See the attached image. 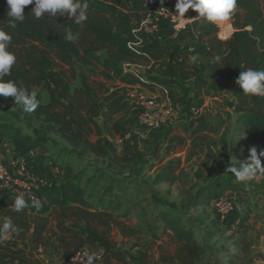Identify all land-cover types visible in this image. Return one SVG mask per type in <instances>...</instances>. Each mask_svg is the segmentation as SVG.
I'll use <instances>...</instances> for the list:
<instances>
[{"label":"trees","instance_id":"1","mask_svg":"<svg viewBox=\"0 0 264 264\" xmlns=\"http://www.w3.org/2000/svg\"><path fill=\"white\" fill-rule=\"evenodd\" d=\"M87 3L88 18L80 24L67 15L45 14L37 20L30 4L24 8L25 20L11 28L5 0H0V29L11 35L7 50L16 57L10 75L3 79L13 80L29 92L44 90L50 97L46 103L39 102L34 112L27 113L11 96H0V136L8 138L13 150L20 154L35 148L47 152L49 144H53L78 158L93 157L108 167L122 157L131 156L132 171L139 172L137 167L145 160L131 128L119 132L118 125L113 126L121 139L122 152L118 153L113 142L102 136L93 118L102 107L106 87L99 73L102 69L112 70L121 80L131 77L144 86L177 89V100L182 103L178 119L188 122L190 150L196 154L199 144L216 128L202 112L192 109V103L196 102L193 108L198 110L203 104L200 95L221 89L213 79L227 83L241 71L264 70L261 0H236L229 19L234 31L228 39L218 38L216 26L200 33L198 39L206 43L207 57L212 63L210 76L183 59L178 46L160 42L145 29L152 25V21L144 24L152 12L177 14L167 1L87 0ZM68 29L77 36L76 40L65 39ZM78 67L90 71L86 73L77 70ZM76 82L78 85L72 87ZM236 91L237 112L229 136L231 166L217 174L207 172L193 189L188 187L190 173L179 164H165L153 177L155 184H176L180 205L185 209L200 208L205 212V204L220 198L234 183L247 185L252 165L256 171L264 169V97L246 95L238 84ZM240 172L248 178L239 179ZM85 191L75 177L40 186L38 208L24 198L29 205L24 208L27 212L14 211L13 202L1 192L0 196L10 205L1 214L14 224L21 237L32 228L36 247L47 245L52 238L58 241L64 264L91 242H98L103 248L93 264H208L204 259L205 247L193 238L190 229L182 226L178 217L165 212L158 217L173 232V237L162 244L157 258L152 253L136 256L118 247L104 223L110 206H94ZM53 206H57L54 211ZM212 213L215 216L211 222L220 221L214 209ZM247 218L246 213L242 214L236 228H241ZM13 241L11 238L0 243V264H47L37 258L31 260L22 248L11 245Z\"/></svg>","mask_w":264,"mask_h":264},{"label":"crops","instance_id":"2","mask_svg":"<svg viewBox=\"0 0 264 264\" xmlns=\"http://www.w3.org/2000/svg\"><path fill=\"white\" fill-rule=\"evenodd\" d=\"M162 1H167L175 13L180 14L175 7L177 0ZM190 12L193 10L189 9L186 13ZM171 16V13L161 11L150 13L149 19L152 21V25L148 30L160 42L178 46L182 51L183 59L196 65L200 71L210 76L212 63L207 57V45L200 42L198 38L201 32L216 25L197 18L184 29L176 31L172 27ZM194 56L195 60H193ZM99 73L106 82V87L103 91L102 107L93 114V118L98 123L102 136L113 142L118 153L122 152V148L121 146L117 147L114 141L121 142L119 132L126 127L131 128L136 135L137 146L145 160L142 165L137 167L140 168L139 172L132 171L134 161L131 156L122 157L108 167L106 163L101 164V161L97 162V159L93 157L78 158L58 146L56 147L60 150L57 153L49 150L44 152L41 148H35L27 154H20L13 150L12 142L2 136H0V164L3 162L5 166L2 165L11 172L14 170L12 162H18L20 166H23L27 175L35 177L40 182V186L59 184L64 179L75 177L76 182L86 190L85 195L90 201L95 194L96 196L100 195L97 203L91 201L94 206L99 204L110 206L109 211L107 210L109 217L104 220V223L109 231H113L115 234L114 238L118 247L128 250L133 255L152 253L157 258L162 244L173 237V232L169 228H165L158 217V214L165 212L170 216L178 217L182 226L190 229L193 238L205 247L204 259L208 264H264V189L257 188L255 190L234 183L223 191L222 198H231L232 208L227 216L228 221L235 225L233 227L236 228L241 213L244 212L248 215L241 228L226 232L227 235L231 233L230 236L221 234L225 223L221 221L212 223L213 218L207 217V214H213V200L209 202V207L208 203L205 204V212H201L200 208H183L179 202L176 184L169 186L165 182L153 183V177L161 166L172 163L179 164L181 168L185 153L188 152V157L197 156V154H191L188 122L185 119H178V111L182 108V103L177 100L178 90L174 88L168 90L164 85L144 86L131 77L121 80L109 69H102ZM213 81H216L221 89L208 95H200L203 104L200 109L194 110L196 113L202 112L211 126L219 127L222 118L216 116L209 118L211 114L206 108L208 103L216 105L214 102L219 103L221 99L225 100L227 95L225 91L234 86L235 100L232 107L234 113L232 112V118L227 122L230 127L229 133L225 132L226 129L223 132L216 128V132H218L216 140H221V135L228 137L227 150L228 157H230L229 136L237 112L236 79L234 77L227 83L220 79H213ZM77 85L78 82L74 86ZM130 92H144L158 99L169 98L173 101L177 117L174 116L164 127L144 128L137 120L138 108L135 100L130 98ZM39 95L37 100L40 103L49 101L50 97L46 91L40 90ZM190 95L193 96V93ZM194 105L196 102L192 103V107ZM225 109L228 110L220 108L221 111H225ZM116 124L119 132L113 127ZM210 133L212 134V132ZM206 140L202 141L199 146ZM156 146H158L157 150ZM186 162L189 161L186 160ZM89 171L92 172L89 174L87 173ZM261 174L263 177L264 170L260 171L258 175ZM194 183L189 181V189L194 188ZM168 188L170 189L169 193L166 192ZM7 199L0 196V243L12 238L14 241L11 245L22 248L26 253L29 252V256L35 254L34 256L40 255L41 257L44 255L42 252L44 249H54L55 254L62 258L60 244L55 239H50L47 245L36 247L33 242L32 228L25 233V236H20V231L15 229L14 224L1 214L3 210L10 207ZM9 200L13 202L12 198ZM238 201L241 207H239ZM56 208L57 206H53L51 210L54 211ZM21 211L27 212L26 209ZM182 211H185L188 220H191L189 223L180 217L179 214ZM50 220L54 223L53 216L50 217ZM130 220L132 221L130 222ZM203 221L206 223L202 224ZM200 229L202 235L198 233ZM208 241L211 243L208 244ZM83 249L91 255L95 254L94 258L96 259L100 258L103 251L98 242L88 243ZM67 264L74 263L68 261Z\"/></svg>","mask_w":264,"mask_h":264},{"label":"clouds","instance_id":"3","mask_svg":"<svg viewBox=\"0 0 264 264\" xmlns=\"http://www.w3.org/2000/svg\"><path fill=\"white\" fill-rule=\"evenodd\" d=\"M8 17V26L15 28L18 22L25 20L24 8L33 5L31 13L35 19H40L45 14L56 17L57 15H67L74 18L76 24L87 20L88 3L87 0H5ZM175 7L180 14L186 13L189 9L197 13V17L208 23L220 24L229 21L231 14L236 7V0H177ZM65 39L72 42L77 39L71 29H68ZM12 37L3 29H0V96H11L17 105L23 106V111L34 112L39 106L37 92H29L22 86H18L13 80H4L9 76L12 66L16 62V57L8 51ZM196 57H193L195 60ZM217 59H219L217 57ZM236 84L240 86L243 93L264 97V70L247 69L241 71L236 78ZM255 151V150H253ZM238 178L245 180L248 177L243 173H238ZM33 206L39 207V202H34ZM29 207L23 197H18L13 202V210L16 212ZM94 256L87 257V264H93Z\"/></svg>","mask_w":264,"mask_h":264},{"label":"built area","instance_id":"4","mask_svg":"<svg viewBox=\"0 0 264 264\" xmlns=\"http://www.w3.org/2000/svg\"><path fill=\"white\" fill-rule=\"evenodd\" d=\"M196 15L197 13L194 11L172 15L170 21L173 29L176 31L184 29L198 18ZM150 22L151 20L148 19L144 21V24H149ZM215 25L217 27V36L221 40L228 39L234 31L230 20ZM150 27L146 26L145 29L148 30ZM130 98L136 102V107L138 108L137 120L144 128L164 127L168 125V122L174 116L177 117L173 101L169 98L158 99L144 92H130ZM192 109L194 110L193 107ZM12 165L14 170L10 172L0 164V193H4L7 198H12L13 202L18 197L27 198L31 203L38 201L37 191L40 188V183L35 178L27 175L23 166H20L18 162L14 161ZM231 208L232 204L227 199L220 197L214 200L213 209L218 214L220 221L226 218ZM88 256L89 253L87 251L80 249L69 261L76 264H87Z\"/></svg>","mask_w":264,"mask_h":264},{"label":"rangeland","instance_id":"5","mask_svg":"<svg viewBox=\"0 0 264 264\" xmlns=\"http://www.w3.org/2000/svg\"><path fill=\"white\" fill-rule=\"evenodd\" d=\"M261 2H262L263 7H264V0H261ZM79 69L86 72V73L90 71V69L84 68V67H81V68L78 67L77 70H79ZM74 85L75 84H73L72 87H74ZM225 92L227 94L225 96V100H222L220 98L221 102H219V103L214 102V103H216V105H211L210 103H208V107L206 109L210 111L211 115L209 116V118H211L212 116L222 118L221 122L219 123V127H216L217 130H221L224 132V130L226 129L225 132H228L230 130V127L228 126L227 122L230 121V119L232 118L231 114L234 111V109L232 108L234 106V100H235L234 99V97H235L234 86H233V88L231 87V88H229L228 91H225ZM189 93H191V91H189ZM39 97H40V95H39V91H38L37 92V99ZM220 108H227L228 110L225 109V111H221ZM210 134H207L208 139L205 142H203L199 146V148L197 149V151H196L197 156L192 155V156L188 157V152L185 153L182 166L184 168H186V170L190 173V180H189L190 182L197 183L200 181L201 178H203L207 174V172H210L211 174H216V173H218V171H220V170L222 171V170L226 169L228 167V165H229V167L231 166L230 159H231L232 154L230 155V157H228V150H227L228 137H222V135H221V140H216V139H218V138H216L218 136V132L215 131L211 135ZM218 142H220V143H218ZM114 143L117 147L121 146L120 141H117V142L114 141ZM59 150L60 149L57 148L56 145L49 144V151L50 152L57 153V152H59ZM189 155H190V153H189ZM186 160L189 162H186ZM1 163L5 166V164L3 162H1ZM251 168L252 169L249 172V175L251 176L249 179V183L247 185H244V186H246V187L248 186L249 188H254L255 190L257 188L264 189V176L261 177L262 174L258 175L261 170L256 171V169L254 168L253 165L251 166ZM262 170H264V169H262ZM91 172L92 171H89L87 173L90 174ZM255 178H258V179H255ZM38 183H40V182L38 181ZM252 193H255V192H252ZM238 194H240V193H238ZM99 196H96V194H95L93 196V198L91 199V201H93L94 203H97ZM226 199L228 201H230L231 198L226 197ZM214 200L212 202V207H213ZM105 201H107V199H105ZM238 205H239V207H241V204L239 201H238ZM207 206L209 207L210 203H208ZM190 211L193 212V210H190ZM242 214H244V212L241 213V216H242ZM179 215H180V217H183L185 222L189 223L191 221V220H188V216H186L185 211H182V213H180ZM214 216L215 215H213V214H211V215L207 214V217L208 218L211 217V219L214 218ZM205 219H206V217H205ZM131 221L132 220H130V222ZM221 222L225 223L223 226V230L221 231V234L224 233L225 236H230L231 233H229L227 235L226 232H228L231 229L235 230L236 228L233 227L235 225L232 224L230 221H228V216H226V218ZM201 223L205 224L206 221H203ZM198 233H200L202 235V230L201 229L198 230ZM110 234L114 238L115 234L113 233V231H111ZM221 241H223V240H221ZM210 243H211V241L210 242L208 241V244H210ZM42 252L44 253V255L41 257H40V255L34 256L35 254H32L31 256H29L28 255L29 252H27V253L25 252V253L29 256V258L31 260L34 258H37V259H39L42 262H45L47 264H64L63 258H61L57 254H55L54 249H44ZM38 254H41V252H38ZM89 255H91V254L89 253ZM73 263L76 264L75 262H73Z\"/></svg>","mask_w":264,"mask_h":264}]
</instances>
